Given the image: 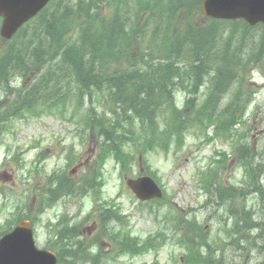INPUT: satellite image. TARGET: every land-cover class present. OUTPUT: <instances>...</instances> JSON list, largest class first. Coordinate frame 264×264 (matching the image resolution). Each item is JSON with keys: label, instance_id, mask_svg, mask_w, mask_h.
Listing matches in <instances>:
<instances>
[{"label": "rangeland", "instance_id": "rangeland-1", "mask_svg": "<svg viewBox=\"0 0 264 264\" xmlns=\"http://www.w3.org/2000/svg\"><path fill=\"white\" fill-rule=\"evenodd\" d=\"M223 31L239 50L236 57L224 52L223 58L233 60L225 68L238 74L239 65L250 66L243 76L239 75L240 82L248 87L244 100L249 99V103H242L241 110L245 112L241 125L229 133L234 142L219 137L207 141L189 129L182 148L142 152V148L130 146L125 149L131 159L128 168L123 169L110 157L98 169L101 177L94 178L103 138L87 127L88 116L110 118L108 104L102 97H94L92 103L86 98L81 105L74 97L52 107L44 105L37 115L15 118L1 129L0 238L14 229L16 218L30 217L35 221V239L40 249L55 248L53 240L59 230L76 229L77 236L71 232L63 239L58 236V246L65 248L61 264H153L154 260L159 264H186V250L179 239L196 222L200 231L195 241L210 246L211 254L206 248L201 253L209 255L214 264H264V196L252 192V180L238 162V154L247 161L253 158L254 165L264 161V62L254 63L264 57L263 29L247 30L242 23H227L218 28L217 42L213 44L216 49L228 44L226 36L221 35ZM33 33L31 27L25 33L28 41ZM6 44L0 37V54ZM219 66L223 67L221 61L216 64ZM30 79L26 84L31 83ZM21 83L20 78L12 79L11 91L22 88ZM237 83L223 97L220 110L234 101ZM208 84L209 81L200 88L199 104L206 98ZM8 94L0 88V102L10 98ZM177 95L182 107L184 94ZM238 142L241 145L237 150ZM151 171L156 172L167 192L164 200L152 203L158 210V219L150 213L151 204L140 206L127 185L128 179L151 175ZM203 173L215 175L214 193L202 188ZM56 178L72 189L75 186L76 192L69 194L67 188L53 192ZM260 178L264 185V173ZM74 181L82 186L79 190ZM224 187L236 188V197L221 198ZM107 210H114L112 213L120 221L108 224L106 217L101 220L102 211ZM245 210L251 213L248 221L242 213ZM128 233L129 241L143 248L141 254L125 253L122 237ZM133 244L131 247L138 249ZM155 245L160 246L158 251ZM70 249L80 250L76 258Z\"/></svg>", "mask_w": 264, "mask_h": 264}, {"label": "trees", "instance_id": "trees-1", "mask_svg": "<svg viewBox=\"0 0 264 264\" xmlns=\"http://www.w3.org/2000/svg\"><path fill=\"white\" fill-rule=\"evenodd\" d=\"M199 5V0H52L0 54V88L10 97L0 102V133L15 118L37 115L44 105L74 97L81 105L86 98L92 103L94 97H102L110 108V118L88 116L87 127L103 138L101 163L114 157L128 168L126 148L168 151L172 144L182 145L189 127L215 126L217 134L230 133L242 121V103L248 106L249 99L244 100L248 87L240 82V74L225 68L229 62L222 49L213 47L218 28L225 23L203 24L197 18L202 15ZM30 27L34 33L28 41L25 33ZM221 35L226 36L224 31ZM200 47L211 54L207 61L199 55ZM219 61L223 67L217 68ZM14 78L22 79L24 86L11 91ZM28 78L31 83L26 84ZM207 81L206 98L199 104L197 95ZM236 83L234 101L220 110L223 97ZM180 90L188 94L186 111L174 106ZM247 160L238 154L252 180V192L264 196L260 178L264 161L254 165L253 158ZM212 174L207 175L208 182ZM100 175L95 169V178ZM221 190L223 199H234L238 193L236 188ZM242 213L248 221L251 213ZM67 232L77 236L76 229H64L58 232L60 239ZM188 240L193 252V241ZM130 241L126 237L124 246L135 253ZM61 250L65 252L64 246ZM68 251L76 258L80 250Z\"/></svg>", "mask_w": 264, "mask_h": 264}, {"label": "water", "instance_id": "water-1", "mask_svg": "<svg viewBox=\"0 0 264 264\" xmlns=\"http://www.w3.org/2000/svg\"><path fill=\"white\" fill-rule=\"evenodd\" d=\"M50 0H0V34L10 40L17 31L34 18ZM203 11L218 19H245L248 24L264 23V0H204ZM138 197L147 200L161 196L154 182L144 177L129 181ZM0 264H56V257L35 247L30 222H22L0 240Z\"/></svg>", "mask_w": 264, "mask_h": 264}, {"label": "bare ground", "instance_id": "bare-ground-1", "mask_svg": "<svg viewBox=\"0 0 264 264\" xmlns=\"http://www.w3.org/2000/svg\"><path fill=\"white\" fill-rule=\"evenodd\" d=\"M222 51H223V54H224V52L226 53V54H229L230 56H234V57H236V54H235V52H237V51H239L236 47L234 48V46L232 45V44H227V45H225V47L222 49ZM199 52H200V56H201V58L202 59H204V61L206 60L207 61V56L208 55H210L211 56V54L209 53L208 54V52H207V50H205L204 48H202V47H200L199 48ZM262 52H263V50H262ZM192 58H193V56H192ZM211 59V58H210ZM210 59H208V61H210ZM226 61L227 62H233V60H231V59H226ZM231 89H229L228 90V92L230 91ZM227 92V93H228Z\"/></svg>", "mask_w": 264, "mask_h": 264}]
</instances>
